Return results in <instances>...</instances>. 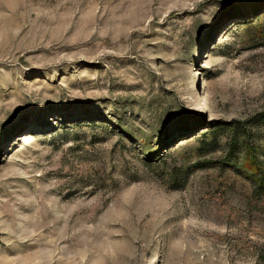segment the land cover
Listing matches in <instances>:
<instances>
[{"label":"rangeland","instance_id":"rangeland-1","mask_svg":"<svg viewBox=\"0 0 264 264\" xmlns=\"http://www.w3.org/2000/svg\"><path fill=\"white\" fill-rule=\"evenodd\" d=\"M262 112L264 0H0V264H264Z\"/></svg>","mask_w":264,"mask_h":264},{"label":"trees","instance_id":"trees-1","mask_svg":"<svg viewBox=\"0 0 264 264\" xmlns=\"http://www.w3.org/2000/svg\"><path fill=\"white\" fill-rule=\"evenodd\" d=\"M257 116H258V115H257ZM259 116H260V118H258V119H257L256 117H254V119H253V120H254V121H253L254 123H256V122L258 123V122H263V121H264V112H262ZM257 120H258V121H257ZM262 179H263V180H262L263 183H261V184L259 185V187H260V189H261L262 191H264V176L262 177Z\"/></svg>","mask_w":264,"mask_h":264}]
</instances>
